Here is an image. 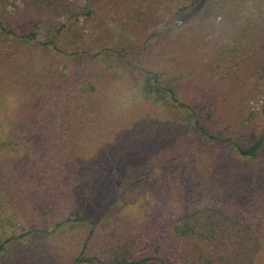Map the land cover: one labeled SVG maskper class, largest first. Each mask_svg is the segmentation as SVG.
Returning a JSON list of instances; mask_svg holds the SVG:
<instances>
[{
	"label": "rangeland",
	"instance_id": "1",
	"mask_svg": "<svg viewBox=\"0 0 264 264\" xmlns=\"http://www.w3.org/2000/svg\"><path fill=\"white\" fill-rule=\"evenodd\" d=\"M174 1L92 0L95 10L90 18L80 8L75 14L63 12L41 0H1L0 12L18 20L22 31L34 30L41 42L51 39L60 25L67 30L57 41L58 51L0 36V238L40 230L31 243L54 244L52 226L67 208L74 209L76 201L96 203L91 220L113 235L127 217L166 216L200 199L205 204L209 199L206 187H214L221 204V182L228 199H246L239 192L254 175L264 188V144L252 160L239 158L228 148L191 144L189 131L175 122L177 115L156 114L158 109L152 113L155 108L148 103H136L140 83L132 70L90 61L92 52L103 47L137 49L145 41L152 44L149 55L156 60L157 42L168 35L160 33L161 28L176 20L188 29L193 17L183 13L172 19ZM71 2L89 7L85 0ZM30 6L33 11L26 14ZM40 19L44 24L36 27ZM167 60L171 62L167 71L176 80L179 67L173 59ZM86 77L100 87L93 102L79 99L78 91L68 89ZM178 82L194 95L192 100L201 103L219 134L241 145H251L264 135V93L252 99L223 97L213 87L218 82H212L206 72L200 79L193 73ZM82 102L100 104L94 107L96 113L82 119L94 123L68 130L69 137L59 140L60 124L78 122ZM143 111L156 125L155 133H164L166 139L157 143L134 134ZM191 156L197 158L196 163ZM212 158L220 164L211 175L215 182H209L206 173ZM82 233L79 226L67 231L73 239Z\"/></svg>",
	"mask_w": 264,
	"mask_h": 264
},
{
	"label": "trees",
	"instance_id": "2",
	"mask_svg": "<svg viewBox=\"0 0 264 264\" xmlns=\"http://www.w3.org/2000/svg\"><path fill=\"white\" fill-rule=\"evenodd\" d=\"M41 1L47 7L73 14L80 8L90 18L95 10L92 0H85L89 7L72 6L70 0ZM174 5L172 19L183 13L193 17L187 22L188 29L176 20L167 28H161L160 33L168 32V35L157 42L156 60L149 55L152 44L147 45L145 41L137 49L127 45L103 47L92 52L90 61L106 68L132 70L140 83L136 103H148L155 108L152 113L158 109L160 112L156 114L177 115L175 122L189 131L191 144L196 141L220 146L230 149L239 158L255 159L263 147L264 135L251 145H241L230 136L219 134L218 128L207 119L201 103L192 100L194 95L189 94V89L181 85L178 78L185 82L196 73L200 79L206 72L212 82H218L219 85L213 87L221 91L223 97L252 99L264 93V0H176ZM31 11L33 6L26 14ZM41 21L36 27L44 24ZM20 26L18 20L0 12V36H12L34 48L49 47L48 50L58 51L57 41L67 30L60 25L51 39L41 42L34 30L22 31ZM107 59L110 62L104 63ZM167 59H173L179 67L176 80L171 79L172 73L168 72L171 62ZM30 63L29 59L28 65H32ZM68 89L78 91L79 99L93 102L100 87L93 78L86 77L79 78ZM82 103L76 116L78 122L60 124L62 127L58 131L63 132L59 140L69 137L66 131L82 126L85 122L82 119L96 113L94 107L100 106L96 102ZM148 117L143 111L139 123L134 126V134L154 138L157 143L166 139L164 133H155L156 125ZM92 123L84 124L88 127ZM191 159L197 162V158L191 156ZM211 161L206 173L209 182H215L211 175L220 164L215 158ZM256 179L252 176L251 183L246 182L248 187L239 192V196L246 199H228L225 183L221 182L218 184L221 204L213 194L214 187H206L209 199L205 204L200 199L189 204L190 208L187 206L166 216L127 217L123 220L125 224L113 235L102 231L91 220L92 207L96 203L76 201L74 209L67 208L64 217L52 226L50 234L56 240L54 244L31 243L33 234L43 232L40 230H26L17 236L0 238V264H187L192 261L195 264H264V188L258 186ZM131 205L129 202L128 206ZM73 226L83 230L74 239L67 235Z\"/></svg>",
	"mask_w": 264,
	"mask_h": 264
}]
</instances>
